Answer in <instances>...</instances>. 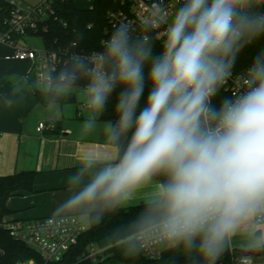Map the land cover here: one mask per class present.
<instances>
[{
  "label": "clouds",
  "instance_id": "9594fccd",
  "mask_svg": "<svg viewBox=\"0 0 264 264\" xmlns=\"http://www.w3.org/2000/svg\"><path fill=\"white\" fill-rule=\"evenodd\" d=\"M165 15L151 14L139 32L114 25L95 63L71 60L54 77L49 91L57 98L88 77L86 134L115 97L116 118L105 131L119 150L103 160L82 154L67 180L70 194L46 223L74 216L99 223L162 177L114 239L129 256L156 248L217 264L239 235L264 249V49L233 77L243 51L264 37V0H180ZM230 79L237 91L215 104Z\"/></svg>",
  "mask_w": 264,
  "mask_h": 264
},
{
  "label": "crops",
  "instance_id": "0c3cea01",
  "mask_svg": "<svg viewBox=\"0 0 264 264\" xmlns=\"http://www.w3.org/2000/svg\"><path fill=\"white\" fill-rule=\"evenodd\" d=\"M32 38L24 39L30 49H34ZM13 53L11 47L0 45V181L20 179L4 203L2 217L33 222L49 218L52 208L70 194L65 190L67 180L79 166L82 154H94L103 160L115 156L118 148L107 141L108 122L101 116L91 133L82 131L87 117L82 97L85 88L76 86L63 96L65 102L49 101L42 96L50 92L49 88L36 84L30 73L33 64L7 59ZM42 122L54 129L39 134L37 127ZM25 174H32L31 180L23 177ZM157 183L153 181L140 189L123 208L145 204ZM81 221L89 228L90 223ZM230 249L262 250L248 247L247 237L239 236ZM252 260L254 264H264L260 256Z\"/></svg>",
  "mask_w": 264,
  "mask_h": 264
},
{
  "label": "built area",
  "instance_id": "2783aa9c",
  "mask_svg": "<svg viewBox=\"0 0 264 264\" xmlns=\"http://www.w3.org/2000/svg\"><path fill=\"white\" fill-rule=\"evenodd\" d=\"M9 4L11 12L5 21V31H0V45H6L14 50L12 56L7 59L18 61H30L33 69L30 73L35 76L36 84L50 88L57 73L70 66V61L82 59L90 63L97 60V52L88 53L83 51L78 43L62 45L59 47L46 48L41 50L30 49L24 39L29 37H40L39 34H47L49 30L48 21L55 17V0H41L37 5H23L18 0H4ZM62 2H74L73 0H61ZM97 0H92V5L88 11H93ZM110 8L107 10L105 18L108 25V36L113 30V26L119 23H129L134 25L139 32L145 24L147 17L163 10L166 21L173 15L180 0H107ZM75 3V2H74ZM64 26L66 23L62 22ZM89 29L92 25H89ZM165 30L163 27L155 31L156 41L161 44L164 39ZM104 38L102 42L108 38ZM41 38V37H40ZM101 42V43H102ZM239 74L233 73V77ZM238 83V81H237ZM224 92L232 96L237 88L233 80H229L224 86ZM52 125L42 122L37 127V132L43 134L52 131ZM38 220L33 222L10 221L2 217L0 212V227L17 243L24 245L34 251L41 262L35 259L19 260L15 264H55L62 261L64 256L77 246L81 236L87 231V227L76 216L69 222L60 224L58 221ZM105 249L96 246L87 248L79 262L90 261L92 263H102L106 259ZM162 251L150 248L143 255L148 260H159ZM5 251L0 249V264H3ZM234 264H254L252 257H240Z\"/></svg>",
  "mask_w": 264,
  "mask_h": 264
},
{
  "label": "trees",
  "instance_id": "16d2710c",
  "mask_svg": "<svg viewBox=\"0 0 264 264\" xmlns=\"http://www.w3.org/2000/svg\"><path fill=\"white\" fill-rule=\"evenodd\" d=\"M110 8L107 0H97L93 11L80 9L76 3L62 2L55 0L54 9L55 18L48 21L49 30L47 34H39L43 46L46 48L59 47L62 45L78 43L80 48L88 53L97 52L100 49L101 42L108 36V25L106 22V12ZM11 8L4 0H0V31H5V21L9 18ZM66 23V26L61 23ZM89 25L92 28L89 29ZM78 34H82V37ZM264 49V37L257 41L254 45L247 47L240 55L233 73L240 74L244 72L251 64L252 58ZM156 50L160 51V43L156 41ZM88 84L87 76H80L77 80V86L86 88ZM147 95V91L145 96ZM42 96L49 101L65 102L63 96L57 98L51 91ZM38 97V96H37ZM224 97H230L221 90L220 94L213 101L219 105ZM39 98V97H38ZM115 97L109 103V108L101 119L105 122L115 120L113 105ZM143 103V101H142ZM113 145V144H112ZM119 150V149H118ZM32 174H25L23 177L32 178ZM20 178L2 179L0 181V212L4 215V203L12 194L14 185ZM162 177L155 178L154 181H160ZM9 188V189H8ZM144 204L130 207L117 208L111 213L105 214L99 223H90L87 231L81 236L77 246H74L62 259L61 262L55 264H203V261L194 256L190 261L181 252L162 251V257L159 260H148L143 253L139 256H129L123 251L122 240L114 239L118 229L129 225L134 221L141 212ZM90 246H96L99 249H105L106 259L102 263H92L90 261L79 262L80 256L86 252ZM0 249L5 251L3 264H15L19 260L35 259L41 262L38 255L22 244L15 242L7 232L0 227ZM258 256L264 259V249L258 251ZM242 257L241 252L231 251L230 247L218 258L217 264H234L235 260Z\"/></svg>",
  "mask_w": 264,
  "mask_h": 264
},
{
  "label": "rangeland",
  "instance_id": "374dc122",
  "mask_svg": "<svg viewBox=\"0 0 264 264\" xmlns=\"http://www.w3.org/2000/svg\"><path fill=\"white\" fill-rule=\"evenodd\" d=\"M21 4L23 5H37L41 0H18ZM77 6L80 9H88L91 5H92V0H73ZM31 46L36 49V50H41L43 48V43H42V39L39 37H33L30 40ZM239 237L245 238L246 236L244 235H239ZM260 261H264V259L262 258V260Z\"/></svg>",
  "mask_w": 264,
  "mask_h": 264
},
{
  "label": "water",
  "instance_id": "95a60500",
  "mask_svg": "<svg viewBox=\"0 0 264 264\" xmlns=\"http://www.w3.org/2000/svg\"><path fill=\"white\" fill-rule=\"evenodd\" d=\"M241 254L243 257H256V256H258V252L254 251V250L242 251Z\"/></svg>",
  "mask_w": 264,
  "mask_h": 264
}]
</instances>
